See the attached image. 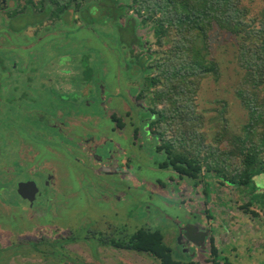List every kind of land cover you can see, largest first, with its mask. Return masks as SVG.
I'll return each mask as SVG.
<instances>
[{
	"label": "rangeland",
	"instance_id": "374dc122",
	"mask_svg": "<svg viewBox=\"0 0 264 264\" xmlns=\"http://www.w3.org/2000/svg\"><path fill=\"white\" fill-rule=\"evenodd\" d=\"M248 3L252 9L251 16L257 15L258 12L264 7V0H252ZM89 10L90 11L85 9L81 11L78 18L75 16L77 20L75 24L77 27H80L79 32L72 33L70 38L67 39V43L62 42L63 45L59 49L57 48L56 44L51 45L50 48H45L41 43L35 44L32 48L29 46V49L27 48L28 46H26L24 51L23 68L21 65L19 68H17V70L24 74V90H27L28 93L31 92V95L28 96L24 90L23 93L20 89L15 90V88L11 86V83H7L2 87L0 84L1 93L4 97L3 101L7 103H0V107H4L3 110L2 108L0 109V146L2 147V143H7L9 140L8 134L11 133V131L9 132L11 126L8 124L7 118L10 115L20 114L25 126L31 124L32 122L31 126L28 128V130H32L36 127L34 126V123L38 119L37 113L39 109H52L55 106L54 102L56 101L59 107H67L65 110L67 116L72 114V116L76 117L77 115L76 119L82 121L81 125L71 126L69 128L70 130L71 128L76 127V130L79 134L84 132L87 128V117H90L91 115H99L101 118L99 126L106 129V136L104 134V137H110L109 140H112V142H109L110 144L107 145L106 143L103 144V146L98 149L99 152L95 153V157H100L103 155L107 158V156H109L108 154L111 153V151H114V146L112 143L115 142L119 144L120 158L124 160L123 164H126L125 159L129 153L135 154L136 156V160L132 159L130 162V174L128 176H124L125 180H127L129 176H134L135 183L132 184V179L122 181L124 183L130 184L128 199L124 195L118 194V197L116 199L114 198L113 200L118 203L119 208L122 210V212L118 210L119 215L113 218L114 222L122 224L130 219L129 215L133 214L137 221L135 228L143 227L149 229H159L162 232L164 229L168 228L163 232L165 236V243L174 249L176 244L174 240L175 234L173 233V228L176 225L179 227L178 224L184 221V217L182 218L181 216L183 215V210L180 209V207L163 192L154 191V183L156 182H153L152 189L149 188L150 182L154 180L166 182L167 185H170L171 183L167 182V178L172 176V174L170 171L167 172L149 169V167H151L149 166L151 163V158L148 155V151L152 147L153 143L151 142L154 139L150 134L145 132V126L143 124H138V122L134 121L132 117L130 119H126L127 117H124L128 112L132 111L131 108L133 105L131 102V95L135 93V90L137 89L136 87L140 89L145 87V85H143V79L141 81L140 79H136L135 81H140L138 84L133 82V66L130 68L127 66L126 58L119 56L116 57V55H118L120 52L118 44L112 38V34L106 33L100 28L96 27L98 26L96 18H89L87 14L88 12L94 14L95 10ZM100 10L101 18L104 17V20H106L105 10ZM30 14V11L27 9L26 16H29ZM73 15L74 14H72L70 18ZM41 18H43L44 21L46 16ZM41 18H38V22H40ZM119 20V24H125V19L120 18ZM33 21H35V24L38 23L36 20H32L31 17L24 18V27L28 28L25 30V33H27V37L25 35V45H31L33 43L29 39V35L32 34V28H30V25H28L29 23H33ZM88 23L91 25L88 26ZM100 23L103 24L102 19L100 20ZM43 26L36 28L40 35L45 34ZM51 27L52 26H49L46 31H53L55 33L64 31L63 28L59 30L57 27ZM68 30L71 29L67 28V31ZM120 31H122V29H120L119 32ZM138 32L143 41L148 42L153 50L157 49L156 39L153 37L151 30L140 27ZM55 33H52L54 37L46 38L45 41H55L57 44H59L61 39L56 36ZM64 35L68 36L67 32ZM133 35L134 34L131 28L125 29L126 37H124L129 42L134 41V39L131 38ZM54 38L57 40L52 41ZM215 38L213 51L222 66L223 76L217 82L214 80H209L204 83L198 103L201 113L204 115L206 121H209L210 117L214 115V100L227 101L228 117L230 122L234 125V127H236L246 121L247 115L246 111L241 107L239 101L234 95V87L239 76L237 73L238 68L233 62V57L231 56L232 41L228 35L223 32H221L218 37L215 36ZM79 39L81 40L78 42L77 40ZM132 46H129L128 44L121 45L123 48H128L124 50L126 53L131 51ZM77 53L82 55L79 62L74 57ZM140 54L141 52L135 48L134 51L131 52L130 58L133 55L137 56ZM62 55H65V57H62ZM72 55H74L73 61L67 58V56L71 57ZM96 55H99V57L102 59V62L107 63V66L106 64L98 65V61L95 62L93 59L90 62V70L88 72H84L85 70H83L81 66H87V59L96 57ZM1 57L2 56L0 55V58ZM35 57H37V60H35ZM113 58L118 59L117 67L111 61ZM118 70L120 73L117 72ZM135 74L138 78L143 76L141 71L136 70ZM2 83L4 85V82ZM6 86H11L12 89L10 88L6 90ZM21 96L25 98L24 101L15 100L16 97L17 100H19ZM136 96H138V93ZM146 96L147 101H149V96L151 97V93ZM132 100L135 103V98ZM136 101L138 104H145V100L143 101V99L140 102L138 100ZM149 102L147 105L145 104V106H150L151 102ZM25 112H27L30 116L35 115L37 117L31 118ZM112 112H116L118 116L121 115L122 118L126 119L125 121L127 122V127L124 128L121 133L110 130L111 123L108 117ZM105 114L108 116L107 118H105ZM132 114L133 116L137 114V108L134 109ZM138 126L142 128V130L145 132V135L143 131H140V135L138 137L135 136V130ZM213 126L214 124L212 123L209 125L207 124L206 126V132L211 134V137L214 131ZM17 129L21 130V128ZM26 134L27 133H21V136L25 137L27 136ZM68 140L69 141L67 143H57V145H60L63 148H61L60 151L55 150V152L52 147L46 146L45 143H42V146H39L41 147L42 152L39 160L44 161V157L46 156L50 158H56L58 161L57 170L61 171L60 174L63 175V173H66V170L69 174L65 175L67 176V179L64 180V176H61L59 180L60 189H62V191L67 194L68 197L75 199L73 201L69 200L70 207L67 212L66 220L69 219L71 223L77 224L83 216H86L89 220H97L99 223H104L105 218H100L99 216H101L100 213L102 210H106L103 205L105 202H97L96 199H94L96 198L94 197V193L90 191V188H88L86 185L87 181H89L88 179L93 178L89 172V164L88 162H84V160H82V157H80L82 152L78 148H76L77 152L75 153L70 150V143L76 144V142L72 141L71 139ZM145 140L146 143H144ZM128 142L132 146L130 147L129 151L127 146ZM134 143L137 144L133 145ZM142 143H144L143 147L145 149H142L143 154L140 150V154H138V146H141ZM27 144L38 146L37 143ZM1 155L4 156L3 154ZM93 165H95V163ZM60 166L65 170H62V168L60 169ZM97 167L100 169L99 165ZM151 168L153 169V167ZM128 169L129 168H126V170ZM115 178L119 179L121 177L115 176ZM82 179L85 180L83 183H81ZM210 181L213 184V188L211 189V201L213 204L215 203V220L212 224L213 227L211 230L215 234V241L219 250L220 263L264 264V207L258 202L251 207V210L257 212V216H254L251 213H245L240 208V206L249 200L246 195L237 193L236 189L233 187L226 188V186L220 185V182L214 176L211 177ZM131 184L136 187H133ZM91 189L95 190L94 187H91ZM165 191H167V189H165ZM78 192L85 194V196H82ZM56 194L58 195V192H56ZM202 194V190L199 191V196ZM104 195H106V193H104ZM240 195L242 200H240ZM175 196L179 197L177 193L174 194V198ZM3 200L5 202H9L6 198ZM199 200L202 203L204 201L203 198H199ZM146 203L149 205L151 213H146L147 210L144 209ZM98 204L99 206L97 207ZM197 205L199 207L196 205L195 206L200 208L201 203L197 202ZM190 209L193 208H189V210ZM117 213L118 212L116 211L115 215ZM193 215L197 214L193 213ZM0 219H5L3 220V225L0 224V247L9 246L8 239L11 237L12 231H15L21 235V231H27L29 225L28 222L34 221L25 219V221L21 222L18 218L14 219L7 216L0 217ZM64 220L62 222H64ZM41 222L43 223L42 220ZM57 222V220H54L52 223L57 224ZM45 223L51 224L47 222ZM21 224L22 227L23 224L25 225L23 230H17V228L14 229L16 225L21 226ZM64 224V226L60 225L61 229L57 233L58 236H65L70 233V229L67 228V221ZM101 225L102 224H100V226ZM126 225L129 232L134 227L131 226L129 222H127ZM71 226L73 229L79 228V226ZM134 230L130 233H133ZM7 233H10V235L3 236ZM25 233L26 232L23 233V237H28ZM47 234H49V232H47ZM31 235L32 234H29V237H31ZM71 249L80 252L78 247L72 246ZM85 250L88 261H92L87 254V251H91L87 248H85ZM174 252L175 256L180 257V255L176 254L175 250ZM192 255L189 257V259H192L195 261V263L197 262L196 264H212L210 251H206V253L204 251H199L197 254ZM96 259L98 263L94 261L95 264H158L156 260H151L142 254L125 252L116 249H104L99 253V255H97ZM53 262L54 261H51V263ZM35 263L42 264L40 260L38 261L36 259H32V261H28L25 259V257L17 258V256L13 260H0V264ZM76 263L79 264L78 261H76ZM71 264L74 263L71 262Z\"/></svg>",
	"mask_w": 264,
	"mask_h": 264
},
{
	"label": "trees",
	"instance_id": "16d2710c",
	"mask_svg": "<svg viewBox=\"0 0 264 264\" xmlns=\"http://www.w3.org/2000/svg\"><path fill=\"white\" fill-rule=\"evenodd\" d=\"M250 1L25 0L24 12L25 17L36 22L46 16L44 21L41 18L36 24H28L38 28L45 21L67 17L69 39L72 33L79 32L75 16L78 18L85 9H94V14L87 13L89 18H96V27L112 34L121 56L130 58L135 48L141 52L127 59V66L137 67L143 73L145 88L135 92L151 93L150 108L156 119L147 123V134L151 133V143H156L154 148L165 157L158 166L193 179L214 176L220 185L246 195L249 200L240 208L257 216L251 207L258 202L264 207V7L251 16ZM100 9L105 10L106 20L101 18ZM120 18L125 19V24H119ZM140 27L152 31L157 49L153 50L139 36ZM126 28L132 29L133 42L125 38ZM221 32L232 41L231 56L239 76L234 95L247 115L246 121L236 127L228 117L227 101L214 100V115L209 121L198 103L204 83L217 82L223 76L213 51L214 38ZM122 44L135 47L129 54ZM73 56L67 58L73 61ZM74 57L79 62L82 55L77 53ZM87 61V66H81L84 72L90 70L92 57ZM113 119L123 126L121 118ZM210 123L214 124L212 137L206 132ZM211 242V263L221 264L217 245L214 240ZM111 244L149 254L161 264L197 263L189 259V253L177 258L160 230L141 228L130 239H113Z\"/></svg>",
	"mask_w": 264,
	"mask_h": 264
},
{
	"label": "flooded vegetation",
	"instance_id": "af4514ba",
	"mask_svg": "<svg viewBox=\"0 0 264 264\" xmlns=\"http://www.w3.org/2000/svg\"><path fill=\"white\" fill-rule=\"evenodd\" d=\"M38 16L40 17V14H38ZM24 18V0H0V55L2 56L0 58V79L2 78L0 84L2 87L7 83H11V86L14 87L15 90L20 89L22 93L25 89L23 80L25 77L24 74L17 70V68L21 65L23 68L24 51L26 46H28L27 48L29 49V46L32 48L35 44L41 43L45 48H50L51 45L56 44L59 49L63 45L62 42L67 43V36L64 35L67 32V17H64L61 20L45 21L47 25L46 23H43L44 26L42 25L45 32L44 35L39 34V31L36 29L38 28L37 25H30V28H32V34L29 35V39L33 43L31 45H25V35L27 37L25 30L28 28L24 27ZM49 26H52L53 28L57 27L59 30L63 28L64 31L57 33L53 31L47 32L46 29ZM51 32L55 33L56 36L61 39L59 44L55 41H45L46 38L54 37ZM53 40L57 39L54 38L52 41ZM80 40L81 39L77 41L79 42ZM119 54L121 53L119 52ZM119 54L116 55V57L119 56L129 59L125 54L124 56ZM36 58L37 57H35V60H37ZM93 59L95 62L98 61V65L106 64L107 66V63L102 62L99 55L92 57V60ZM117 60L118 59L115 58L111 60L116 67L118 64ZM132 68L134 70V79L132 78L133 82L138 84V82L143 79V76L138 78L135 74V71H138V68L134 66ZM117 72L120 73L119 70ZM136 79H140V81H135ZM2 82H4V85ZM143 83L145 84L144 79ZM11 86H6V90L10 88L12 89ZM1 87L0 103L7 104L3 101L4 97L1 93ZM136 88L142 92L145 87L141 89L138 87ZM140 92H135L131 95L132 98H130L133 105L131 108L132 111L128 112L124 117H127L126 119L132 117V119L137 121L138 124L145 125V132H147L150 130L148 124L156 119V114L151 113V105L145 106L150 100L147 101V96ZM25 93L28 96L31 95V92L28 93L27 90ZM137 93L138 96H136ZM140 95L142 96L140 97ZM133 98H135V103L132 100ZM142 99L143 101L145 100V104H138L136 100L140 102ZM15 100L24 101L25 98L21 96L19 100H17V97ZM54 103L55 106L52 109H39L37 113L38 119L34 123V126L36 127L32 130H28L32 122L25 126L20 114L10 115L7 118L8 124L11 126L9 129V132L11 131V133L8 134L9 140L7 143H2V147L0 146V181H2L0 182V217L7 216L14 219L18 218L21 222L25 221V219L34 221H31L33 224L27 221L29 223L27 231L23 230L25 228L24 224L23 227L22 224L21 226L16 225V227H14V229L17 228V230L23 231H21V235L12 231L11 237L8 239L9 246L0 247V260H13L17 256V258L25 257L28 261H32V259L40 260L42 264H71V262L77 264L76 261H78L79 264H95L94 261L98 263L96 257L102 250L116 249L142 254L151 260H156L158 264H161L149 254L116 247L111 244L113 239H130L137 230L141 229L138 227L135 228L137 221L133 214L129 215L130 219L122 224L115 223L113 219L119 215V211L122 212L118 203L113 201L114 198L116 199L118 194H122L128 199L129 195L128 191L130 189V184L122 181L132 179V184L135 183L134 176H129L127 180L124 179V176L130 174V162L132 159L136 160L135 154L129 153L125 159L126 164H123L124 160L120 158L119 144L115 142L112 143L115 152L111 151L107 158L103 155L95 157V153L99 152L98 149L103 146V144L106 143L107 145L110 144L109 142H112V140H109L110 137H104V134L106 136V129L99 126L101 119L100 116L91 115L90 117H87V128L84 132L79 134L76 127L71 128L70 130L69 128L71 126L81 125L82 121L76 119L77 115L76 117L72 116V114L67 116L65 113L66 106H64L65 108H61L56 101ZM1 108L2 107H0V109ZM136 108L137 114L133 116L132 112ZM3 109L4 107L2 110ZM25 113L28 114L27 112ZM146 113L150 114V116H147ZM28 116L30 115L28 114ZM105 116V118L108 117L106 114ZM113 116H116L118 120L121 117L122 121H124L122 127L119 126L117 120L115 121L113 119ZM30 117L33 118L37 116L33 115ZM108 118L111 123L110 130L113 132L118 131L121 133V131L127 127L126 119L122 118L121 115L118 116L116 112L110 113ZM17 128H21V130H18ZM140 131L143 130L138 126L135 130V136L138 137ZM145 132L143 131L144 135ZM21 133H27V136L23 137L21 136ZM148 134L151 135V133ZM67 138L76 142V144L70 143V150L75 153L77 152L76 148H78L82 152L80 154L82 160L89 164V172L93 178H89L86 185L90 188V191L94 193V197H96L94 198L91 196L92 198L96 199L97 202H105L103 205L106 210H102L100 213L101 216H99L100 218H105L104 223H99L97 220H89L86 216H83L77 224L71 223L69 219L66 220L67 212L70 207L69 200L73 201L75 199L68 197L67 194L60 189L59 180L61 176H64V180L67 179V176L65 175L69 174L67 173V170L63 175L60 174L61 171L57 170L58 161L56 158L46 156L44 157V161L39 160L42 153L41 147L39 146H42V143H45L46 146L52 147L54 152L55 150L60 151L63 147L57 145V143H67L69 141ZM27 143H37L38 146ZM144 143H146V140ZM144 143H142L141 146H138V154H140L139 150L143 154L142 149H145L143 147ZM127 144L129 151L132 146L129 142ZM135 144L137 143H134L133 145ZM155 144L156 143H153L148 151V155L151 158L149 166L153 167V169L151 167H149V169L170 171L172 176L167 178V182H170L171 184L167 185L166 182L154 180L150 182L149 188L152 189L153 182H156L154 183V191L163 192L183 210V215L186 214L185 216L181 215L182 218L184 217V221L178 224L179 227L176 225L173 228L176 244L174 250L176 251V254L182 256L185 253H189L191 256L192 254H197L199 251H204L205 253L206 251L211 252V241H215V234L211 230L213 227L212 224L215 220V203L213 204L211 201V189L213 188V184L210 181L211 176L206 178H200L199 176V178L193 179L187 175L180 174L172 168H160L158 163L165 157H161L162 153L154 148ZM94 163L95 165H93ZM96 165H99L100 169H98ZM61 168L62 170H65L60 166V169ZM126 168L129 169L126 170ZM115 176L121 178L118 179L115 178ZM84 181L85 180L82 179L81 183ZM91 187H94L96 191L91 189ZM165 189H167V191H165ZM201 190L203 194L199 196V191ZM56 192H58V195ZM78 193L81 194V192ZM104 193H106V195H104ZM176 193L179 197L175 196L174 198V194ZM81 195L85 196V194ZM4 198L8 199L9 202H5L3 200ZM199 198H203V203ZM197 202L201 203L200 208L196 207L198 206ZM98 206L99 204L97 207ZM189 208L193 209L189 210ZM144 209L147 210V214L151 213L150 207L147 203L144 206ZM116 211L118 213L115 215ZM193 213H196L197 215H193ZM3 220L5 219H0V224L2 225L4 222ZM54 220L58 221L57 224L52 223ZM63 220L64 222H62ZM44 221L51 224H46ZM66 221L70 233L65 236H58L57 233L61 229L60 225L64 226ZM127 222H129L131 226H134L132 230H130L131 232L135 229L133 233L129 232L126 225ZM100 224L103 226H100ZM71 225H75V227L79 226V228L73 229ZM144 229L159 230L149 228ZM166 229H164L163 232ZM24 232H26L25 234L28 237H23ZM47 232H49V234H47ZM163 232L161 231L165 241ZM29 234H32L31 237H29ZM203 234L205 238L204 240L202 239ZM7 235H10V233L4 234L3 236ZM72 246L78 247L80 252L72 250ZM85 248L91 251H87V254L92 261H88ZM176 257L179 258L178 256ZM51 261L54 262L51 263Z\"/></svg>",
	"mask_w": 264,
	"mask_h": 264
},
{
	"label": "water",
	"instance_id": "95a60500",
	"mask_svg": "<svg viewBox=\"0 0 264 264\" xmlns=\"http://www.w3.org/2000/svg\"><path fill=\"white\" fill-rule=\"evenodd\" d=\"M21 186H22V185H21ZM21 186H20V187H21ZM202 239H203V240L205 239V238H204V234L202 235ZM194 240H197V239H194Z\"/></svg>",
	"mask_w": 264,
	"mask_h": 264
}]
</instances>
